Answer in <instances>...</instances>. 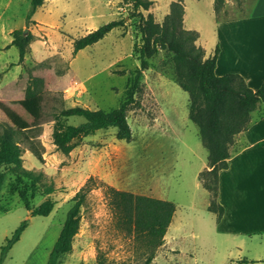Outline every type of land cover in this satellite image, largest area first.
Returning <instances> with one entry per match:
<instances>
[{"label":"rangeland","instance_id":"374dc122","mask_svg":"<svg viewBox=\"0 0 264 264\" xmlns=\"http://www.w3.org/2000/svg\"><path fill=\"white\" fill-rule=\"evenodd\" d=\"M150 1L154 19L162 21L173 0ZM245 3L225 0L216 21L238 20ZM183 7L186 26L197 24L206 38L212 25L208 0H183ZM30 9L28 0H10L2 16L10 36L12 29H19L31 39L21 62L14 46L0 50V64L8 65L5 74L11 76L19 69L0 103V125L37 133L43 162L24 150L22 166L42 170L53 180L55 191L48 198L54 206L48 216H30L10 187L13 175L7 167L0 168V210L6 211H0V248L23 220L27 222L1 264H46L71 199L89 177L95 186L79 210L71 251L59 264H95L98 257L104 264H139L145 259L148 252L142 239L117 227L108 187L175 205L152 264H264L250 262L264 258L262 235L229 236L218 230L216 216L207 210L212 197L197 179L207 169V152L197 127L188 119V95L174 83V66L166 52L147 60L136 103L127 112L129 142L117 140L115 129L109 128L75 139L68 154L52 144L51 132L61 109L79 106L108 111L123 100L127 79L138 66L132 54L139 38L138 18L128 19L131 6L123 0H53L29 16ZM121 18L124 28L112 30L72 57L71 40ZM29 20H41L50 27L38 29ZM3 44L0 38V47ZM27 88L41 98V118L36 123L21 107ZM252 118H264V114L256 111ZM83 122L80 117L64 120L74 126ZM237 146L232 145L231 151ZM46 198L37 196L31 203L38 205Z\"/></svg>","mask_w":264,"mask_h":264},{"label":"trees","instance_id":"16d2710c","mask_svg":"<svg viewBox=\"0 0 264 264\" xmlns=\"http://www.w3.org/2000/svg\"><path fill=\"white\" fill-rule=\"evenodd\" d=\"M45 1L47 0H28L31 6L29 16ZM123 1L131 6L128 19L138 18L136 31L139 36L138 42L132 45V54L138 66L127 79L123 100L116 108L108 111L79 106L61 109L56 115L51 142L57 151L68 154L75 139L109 128L115 129L117 140L129 142L131 129L127 112L136 103L135 95L141 86L142 73L148 68L147 60L164 51L171 56L174 83L188 95V119L197 127L199 140L207 152V169L201 171L197 179L201 187L211 194L207 210L216 216L218 223L223 215V207L217 200L218 173L227 169V160L230 158L235 137L248 129L252 114L264 108V80L260 87L253 91L238 74L216 76L214 70L218 47L212 56L205 57L204 50L196 43L198 33L183 26L182 0L170 3L169 12L161 23L155 22L151 13L143 14L150 9L151 1ZM224 2L225 0H214L213 11L216 16L223 9ZM124 27L125 22L121 18L73 39L72 56L101 41L113 29ZM11 37L9 46L17 49L21 62L29 48L31 36L17 29L11 32ZM21 107L34 123L41 118V98L32 88H27ZM72 117H80L84 122L76 126L64 123V120ZM36 136L37 133L31 128L17 129L0 125V168L7 167L13 175L10 187L29 215L48 216L54 206V201L48 198L55 191L53 180L42 170H29L22 166L24 150L39 163L43 162V147L35 139ZM93 186L94 178H87L72 197V204L46 264H59L60 258L71 251L72 239L79 228V210ZM106 190L109 194V204L117 218V227L140 237L147 249L145 259L139 264H152L155 250L163 244L164 235L176 210L175 205L169 201L133 195L110 187ZM37 196L47 198L38 205H33L31 200ZM26 225V220H23L11 236L5 239V244L0 248V264L19 240ZM242 262L247 263L245 260ZM95 264L104 262L98 257Z\"/></svg>","mask_w":264,"mask_h":264},{"label":"crops","instance_id":"0c3cea01","mask_svg":"<svg viewBox=\"0 0 264 264\" xmlns=\"http://www.w3.org/2000/svg\"><path fill=\"white\" fill-rule=\"evenodd\" d=\"M48 1L53 0L45 1L41 8ZM249 1L246 0L245 10L238 20L218 22L213 11L214 0H208L212 25L208 26L206 38L202 37L201 28L195 26L197 24L186 26L184 7L183 26L198 33L196 43L204 50L205 57L212 56L215 48L218 47L214 70L216 76L238 74L246 85L255 91L264 80V0ZM9 2L10 0L5 3L0 1V38L4 41L0 50L8 48L12 41L9 28L2 24V16ZM152 6L153 3L145 13L152 14ZM29 21H32L38 29L50 27L41 20ZM7 68L8 65L0 64V103L5 101L7 94L5 91L9 83L16 80L19 74L18 69L9 76L5 74L8 72ZM258 111L264 114V108ZM236 144L237 148L231 151L227 160V169L218 173L217 200L223 207V215L220 221L216 222V226L218 230L229 236L262 235L264 237V118H252L248 129L235 137L233 145ZM261 261H264V258L250 260V262Z\"/></svg>","mask_w":264,"mask_h":264},{"label":"water","instance_id":"95a60500","mask_svg":"<svg viewBox=\"0 0 264 264\" xmlns=\"http://www.w3.org/2000/svg\"><path fill=\"white\" fill-rule=\"evenodd\" d=\"M26 31H23V34H25Z\"/></svg>","mask_w":264,"mask_h":264}]
</instances>
